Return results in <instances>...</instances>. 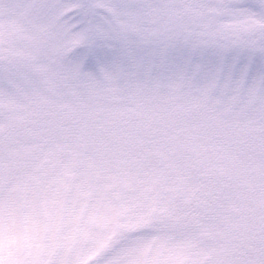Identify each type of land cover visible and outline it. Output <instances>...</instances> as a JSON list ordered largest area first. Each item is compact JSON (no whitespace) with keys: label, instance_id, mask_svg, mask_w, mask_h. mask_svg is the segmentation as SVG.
<instances>
[{"label":"snow or ice","instance_id":"snow-or-ice-1","mask_svg":"<svg viewBox=\"0 0 264 264\" xmlns=\"http://www.w3.org/2000/svg\"><path fill=\"white\" fill-rule=\"evenodd\" d=\"M0 264H264V0H0Z\"/></svg>","mask_w":264,"mask_h":264}]
</instances>
